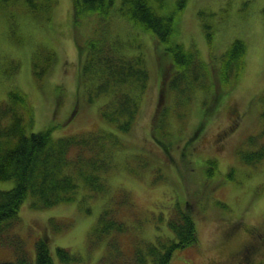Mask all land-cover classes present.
<instances>
[{
    "label": "rangeland",
    "instance_id": "rangeland-1",
    "mask_svg": "<svg viewBox=\"0 0 264 264\" xmlns=\"http://www.w3.org/2000/svg\"><path fill=\"white\" fill-rule=\"evenodd\" d=\"M150 2L174 17V40L191 59L187 68L165 53L168 45L155 33L124 14L135 0H113L107 14L92 11L81 21L73 0L0 1V104L19 89L30 99V131L52 129L54 137L113 132L122 140L105 190L84 185L76 200L47 207L26 196L16 229L31 264H38L41 237L53 264H119L158 238L174 237L169 220L185 211L196 220L199 241L176 250L170 264H229L232 251L251 239L249 227L264 231V160L249 164L241 157L264 145V0ZM236 39L245 53L231 72L223 61ZM102 40L107 53L134 58L146 70L128 89L138 101L127 129L102 114L104 108L113 113L107 105L117 99L114 83L96 88L93 72L81 78L80 54ZM49 52L56 60L48 67ZM35 61L47 68L42 77ZM13 185L0 180L1 189ZM113 218L125 232L109 231L110 222L103 227ZM58 247L75 259H62ZM257 256L264 259V242ZM12 257V249L0 248V261Z\"/></svg>",
    "mask_w": 264,
    "mask_h": 264
},
{
    "label": "trees",
    "instance_id": "trees-1",
    "mask_svg": "<svg viewBox=\"0 0 264 264\" xmlns=\"http://www.w3.org/2000/svg\"><path fill=\"white\" fill-rule=\"evenodd\" d=\"M29 1L37 3L39 0ZM73 1L76 21H81L78 19L80 17H88L92 11L97 14H107L113 5V0ZM124 14L145 29L155 33L159 41L168 45L165 53L167 50L170 51L171 59L177 65L187 68L191 59L187 53L182 52L180 43L174 40L176 25L173 16L159 13L150 0H135L134 8L127 6ZM104 41L91 42L86 56L84 53L80 54V59L83 61L81 78L93 72V75L98 74L100 79L96 88L103 87L104 89L106 85L112 86V82L114 83V86L118 88L114 97L117 99L107 105L113 113L110 114L104 108L102 114L109 122L117 124L119 128L127 129L135 116L138 101V98H134L128 89L131 83L142 82L145 79L146 70L144 67H139V61L134 58L117 57L113 53H107L111 50L108 48V42L103 43ZM244 53V41L241 39L233 41L225 53L227 59L223 61L228 71L232 72L241 66ZM92 54L97 56L101 62L93 60ZM52 55L53 52H49L48 65ZM231 64L234 65L230 66ZM34 65L35 74L42 77L45 68H40L37 61ZM191 67L194 68L195 65ZM189 87L191 86L188 82V85L184 87V92ZM222 99L221 101L219 99L217 103L219 101L221 103ZM29 101L24 91L12 89L9 92V98L0 104V180H14L11 188H0V240L4 238L0 242V248L12 249L15 256L14 259L13 257L2 259L4 261H0V264H31L25 240L16 229L20 219L19 209L27 195L32 196L39 207H47L62 201L76 200L79 189L84 185L94 191L105 190L108 187L106 172L112 167V153L122 146V140L115 139L113 132L109 134L90 132L54 137L52 129L30 131V126L33 125V114ZM217 103L216 106L219 107L220 103ZM233 112L235 113L234 110ZM125 117L127 124L122 122ZM224 135L223 137H226ZM241 157L249 164L261 162L264 160V145L253 152H241ZM123 202L127 203V199H123ZM107 222H110L112 226L109 231L116 230L122 233L127 229V226L116 218L105 221L102 224L103 227ZM239 225L240 219L229 226L236 229ZM169 226L174 232V237H169L167 240L158 238V242L148 243L145 249L138 248L129 259L119 264H170L176 250L198 243L197 224L191 211L180 212L171 217ZM248 230L254 231L255 234L250 235V241L244 242V244L248 243V247L244 250L242 258L238 257V259H243L246 264H264V259L257 256V249L260 243L264 242L257 238V235L259 236L260 233L263 235L264 231L258 227H249ZM114 240L118 242L115 237ZM36 250L38 264H53V256L45 238L41 237L37 241ZM57 252L64 260L75 259V256L65 247H58ZM254 257L257 259L254 260ZM230 260L229 264L237 261L232 260L231 257Z\"/></svg>",
    "mask_w": 264,
    "mask_h": 264
},
{
    "label": "flooded vegetation",
    "instance_id": "flooded-vegetation-1",
    "mask_svg": "<svg viewBox=\"0 0 264 264\" xmlns=\"http://www.w3.org/2000/svg\"><path fill=\"white\" fill-rule=\"evenodd\" d=\"M248 233L250 234V235H253L254 236V234H255V232L254 231H252V230H248ZM257 238H259V239H261V240H264V234L262 235V233H260L259 234V236L257 235ZM251 240V239H250ZM249 240V241H250ZM248 245V243L247 244H241V246H239L238 248H236V249H234L233 251H232V255H231V259L232 260H237L238 259V257H241L242 258V255L244 254V250L248 247L247 246ZM249 250L250 251H252L251 250V247H249ZM256 251V250H255ZM255 254V253H254ZM237 258V259H236ZM257 258L256 257H254V260H256ZM234 264H246L245 263V261L242 259V260H237L236 261V263H234ZM257 264H259V263H257Z\"/></svg>",
    "mask_w": 264,
    "mask_h": 264
},
{
    "label": "bare ground",
    "instance_id": "bare-ground-1",
    "mask_svg": "<svg viewBox=\"0 0 264 264\" xmlns=\"http://www.w3.org/2000/svg\"><path fill=\"white\" fill-rule=\"evenodd\" d=\"M114 49H116V48L114 47L113 50H114ZM54 60H56V54H55V52L53 53V55H52L51 58L49 59V62H50L49 65H52L53 62H55ZM49 65H48V67H49ZM44 68H45V70H47L46 67H44Z\"/></svg>",
    "mask_w": 264,
    "mask_h": 264
}]
</instances>
